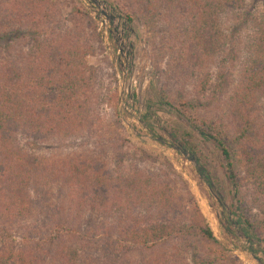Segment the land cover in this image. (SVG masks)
Masks as SVG:
<instances>
[{"label":"rangeland","instance_id":"1","mask_svg":"<svg viewBox=\"0 0 264 264\" xmlns=\"http://www.w3.org/2000/svg\"><path fill=\"white\" fill-rule=\"evenodd\" d=\"M46 1L52 8L49 31L32 24L0 26V34L21 30L12 42L0 35V66L7 61L27 65L46 41L67 44L73 94L64 108L72 127L39 137L18 129L12 144L38 161L75 166L71 168L77 182L74 189L66 176L54 179L47 203L35 204L21 219L9 221L7 232L0 229V248H24L28 240V247H34L32 241L37 240L41 247L37 253L45 260L39 264H61L63 249L79 264H146L163 249L177 253V264H189L195 254L191 252L216 258L214 264H257L246 250L245 238L224 229L222 209L228 214L193 163L157 139L182 146L188 133L197 146L196 155L211 173L215 194L232 212L236 199L219 150L176 107L195 105L188 112L217 124L229 139L237 133L241 117L253 118V129L261 124L264 86L253 92L247 83L259 64L255 42L264 0H235L228 7L212 3V22L204 15L206 21L198 26L194 24V16L202 20L196 15L198 6L209 1L159 0L145 11L136 0H100L107 13L116 12L114 21L87 0ZM115 5L132 14L131 26ZM235 168L244 178L245 207L264 228V203L251 185L254 166L237 154ZM124 207L167 221L171 237L154 247L131 243L106 254L91 234L111 227L116 232L117 223L127 215L121 212ZM203 218L216 242L198 239L194 226ZM55 225L66 226L70 234L59 236L50 247L42 240ZM258 249L264 262V250Z\"/></svg>","mask_w":264,"mask_h":264},{"label":"trees","instance_id":"2","mask_svg":"<svg viewBox=\"0 0 264 264\" xmlns=\"http://www.w3.org/2000/svg\"><path fill=\"white\" fill-rule=\"evenodd\" d=\"M136 1L138 7L149 11L156 6L159 0ZM206 1H209V5L198 3L200 10H197L196 15L198 13L202 20L194 16L195 25L206 21L203 20L204 15L209 16L208 20L212 22L211 9L214 6L211 5L212 3L228 7L233 6L235 2V0ZM119 7L116 6L117 9L123 11L131 26L132 14ZM50 11L52 8L46 0H0V26L7 28L10 25L32 24L33 27H43L49 31L51 22L47 23V19L51 14ZM210 26L212 28V24ZM20 32L21 30H14L3 32L0 35L10 38L9 41L12 42L13 35L17 36ZM212 38H214L213 34ZM255 43L260 49L256 61L259 64L256 65V71L252 72L247 83L248 90L253 92L259 91L260 87L264 86V18L257 27ZM70 55L67 44L59 41H46L42 43V48L38 49V53L28 61L27 65L7 61L0 66V229H3V232H7L9 221L17 217L21 219L33 210L35 204L41 205L48 202L50 185L54 179L66 176L68 181H71L72 187L74 189L76 187L77 175L73 173L74 169L71 168L73 165L67 167L62 163L38 161L12 144L14 134L18 129H26L34 137H39L40 135L57 134L65 128L72 127L70 114L64 108L65 104L72 102L70 96L73 94L69 87L73 81L71 73L73 65ZM194 108L195 105L187 103H181L176 107L178 113L186 116L191 127L203 139L212 141L219 150L226 178L236 199L232 210V214L237 216L234 221L248 243L246 249L257 256L258 248L264 250L261 247L264 245V228H260L255 223L245 207L242 196L244 178L237 173L235 160L237 154H240L247 157L250 164L254 166L252 172L254 178L251 185L262 197L264 203V120L253 129L250 120L253 118L241 117L237 123V133L229 139V136L217 124L188 112ZM188 137H190L189 134L185 133L182 147L195 155L200 179L213 192H216L210 171L196 155L197 146ZM73 192L77 193V189ZM150 196L153 194L150 193ZM124 208L121 212L127 215L117 223L116 232L111 227L106 228L108 232L102 230L98 234H91L92 239L106 249V254L118 253L124 247H129L131 243L145 248L154 247L157 242L171 237L172 231L167 221L153 220L145 214H135L132 212L133 208L129 210ZM143 209L147 213V207ZM151 209L153 208L148 211ZM220 221L228 233L238 235L228 216L221 214ZM65 227L55 225L49 230V237L42 240L44 244L55 247V241L59 239V236L65 233L70 234V230ZM194 227L199 234L198 239L202 242L206 244L216 242L213 231L204 218ZM29 242L31 241L25 242L24 248H0V264H39L45 261L43 255L37 253L41 250L37 244L38 241H32L34 247H28ZM64 250H61V264H79V261L72 259L69 251ZM173 251L163 249L146 264H177V253L175 255ZM191 253L195 254L190 257L189 264H214L216 262V258L202 257L197 252Z\"/></svg>","mask_w":264,"mask_h":264},{"label":"water","instance_id":"3","mask_svg":"<svg viewBox=\"0 0 264 264\" xmlns=\"http://www.w3.org/2000/svg\"><path fill=\"white\" fill-rule=\"evenodd\" d=\"M87 1H88L89 4H91L92 6L96 7L99 10L100 14L103 15V16H105L106 19L111 20V21L117 20L118 16H117L116 12L113 11L112 13H107L106 10H104V9L101 8L102 2L100 0H87ZM113 28H114L113 30L116 31L117 24H114ZM157 140L160 141L163 144L170 145L174 150L180 152L184 157H186L187 159H189L193 163L194 167L196 168V171H197L198 175L200 176V173L198 171V164L196 162V158H195V155L193 153L189 152L188 150H186L185 148H183L178 143L172 144L171 141H165V140H163L161 138H158ZM206 186L208 187L207 184H206ZM209 190H210L211 194L214 196V198L217 200V202L220 205H223V208L225 209L226 213L228 214L230 221H232V225L234 226V228H235L238 236L244 238V236L240 233V230H239L237 224L235 223L234 219L232 218V212H231V210L228 208V206L226 204H224L222 202L221 197H219V196H217L215 194L216 192H213L212 189H210V188H209ZM221 213L222 214L225 213L223 209H222V212ZM249 253L251 254L253 260L257 264H264V262L258 256L254 255L251 252H249Z\"/></svg>","mask_w":264,"mask_h":264}]
</instances>
